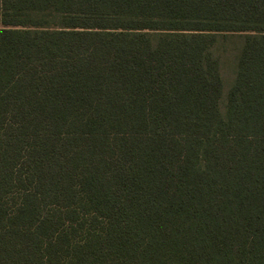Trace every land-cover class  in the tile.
<instances>
[{
  "label": "trees",
  "instance_id": "16d2710c",
  "mask_svg": "<svg viewBox=\"0 0 264 264\" xmlns=\"http://www.w3.org/2000/svg\"><path fill=\"white\" fill-rule=\"evenodd\" d=\"M0 264H264V0H0Z\"/></svg>",
  "mask_w": 264,
  "mask_h": 264
},
{
  "label": "rangeland",
  "instance_id": "374dc122",
  "mask_svg": "<svg viewBox=\"0 0 264 264\" xmlns=\"http://www.w3.org/2000/svg\"><path fill=\"white\" fill-rule=\"evenodd\" d=\"M230 42L231 43L226 42L224 46H220L218 53L216 52L220 57L224 89L229 88L233 82L235 76L236 56L241 45L239 39H233Z\"/></svg>",
  "mask_w": 264,
  "mask_h": 264
}]
</instances>
